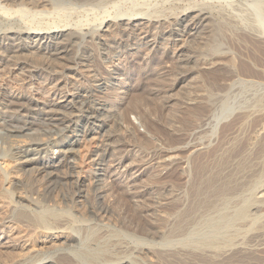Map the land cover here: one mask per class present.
Masks as SVG:
<instances>
[{
    "label": "bare ground",
    "instance_id": "6f19581e",
    "mask_svg": "<svg viewBox=\"0 0 264 264\" xmlns=\"http://www.w3.org/2000/svg\"><path fill=\"white\" fill-rule=\"evenodd\" d=\"M233 3L237 9L189 3L159 15L131 13L109 18L99 25V33L93 36L77 26L38 27L21 20L26 13L40 15L51 11L50 0H0V105L5 104L6 100L1 97L6 92L10 99H27L41 107L52 101L71 105L70 112L51 118L60 125L66 124L60 135L38 133L31 142L22 139L21 130H9L10 147L16 152L14 160L6 157L2 169L10 180L13 171L9 173V166L14 162L19 170L29 172L32 177L29 189L25 188L28 190L24 191L23 183L18 185L22 192H12L10 195L16 200L3 205V208H11V217L28 227V238L33 242L32 250L14 254V264L31 262L30 259L33 264H130L140 258L152 264H233L232 259L238 254L264 248V226L246 244L233 237L234 232L246 226L248 207L264 203V184L257 186L264 173V147L257 151L264 131V115L260 112H241L226 133L214 140L217 146L214 165L200 174V179L190 182L187 175L183 176L185 166L180 176L167 180L170 182L167 185L158 186L164 178L160 171L169 172L174 166L186 165L191 156L211 148L199 140L206 135L203 128L215 104L210 95L201 92L202 86L196 85L181 103V115L165 114L164 108L172 101L173 84L166 81L172 72L167 71L163 63L172 60L175 75L181 78L206 76L213 86L224 89L229 81L240 76L237 65L244 58L250 59L247 41L264 50V0H234ZM248 7L256 10L257 18L244 23L234 10L240 12ZM21 13L24 15H19ZM82 37L86 46L77 48L76 42ZM189 38L192 39L189 41ZM219 38L226 41L222 48L213 46ZM92 43L99 46L100 56L112 63L113 70L107 77L99 76L93 69V52L88 49V44ZM113 45L125 47V56L133 61L142 53L149 64L159 52L165 57L164 60L158 58L154 65L157 78L150 83L143 82L138 89L148 98L144 99H160L158 107L152 111L135 104L126 110L137 116L151 137L159 139L158 145L120 119L116 110L123 107V103H109L108 97L99 94L108 83L117 80L121 68L118 57L112 55ZM230 49L233 53H229ZM249 65L253 73L263 70L259 62ZM74 74L88 84H69L68 78ZM176 78L174 82L180 79ZM13 79L17 87L9 86ZM74 98L80 99L78 104ZM73 118L85 125L83 131L76 125L77 121L74 125L67 124ZM253 122L256 125L249 130ZM100 129H105L106 133H102L101 146L95 156L89 158L94 169L89 175L90 188L85 190L76 168L67 158L75 153V146L87 134H97ZM195 129L199 130L192 133ZM186 141L187 147L179 146ZM239 147L237 156L225 159ZM51 148L58 149L60 155L55 160L41 159ZM133 150L140 154L125 164ZM223 159L228 161L225 166ZM60 164L66 165V171L59 174ZM140 164L152 165L157 186L147 192L128 193L126 189L136 183L130 171ZM119 167L124 168L121 173ZM112 170L116 173L110 175L113 180L108 184L103 177ZM57 199L72 204L88 202L85 205L91 221L81 226L83 237L68 228L70 219L63 212L56 213L53 206ZM112 203L123 207L122 211L114 213L113 220ZM3 219L0 218V254H8L16 250L20 241L5 230L8 221ZM121 228H128L138 242L117 238L114 233ZM73 239L79 243L77 255H72L70 250ZM35 258L38 259L35 261Z\"/></svg>",
    "mask_w": 264,
    "mask_h": 264
},
{
    "label": "rangeland",
    "instance_id": "374dc122",
    "mask_svg": "<svg viewBox=\"0 0 264 264\" xmlns=\"http://www.w3.org/2000/svg\"><path fill=\"white\" fill-rule=\"evenodd\" d=\"M233 1L234 0H89V1L50 0L52 10L50 9L51 11L45 14L43 13L40 15L38 14L33 15L31 13L30 14L26 13L27 15L26 14L24 15L21 13L19 15H24L21 20L32 26H38V27L68 26L69 28H76L77 26V28H80V30L83 33L88 32L89 34L94 36L99 33L97 31L99 25L103 21L109 18H117L122 15H127L131 13L159 15L160 12L162 11L170 12L171 11L170 9H174L175 6L188 5L189 3H204L215 7H221L227 10L229 9L231 10V8L237 9ZM238 11L239 10H234L236 14L241 16V19L244 23H249L251 20H254L255 17L257 18L256 16L257 13L255 14L256 11L255 9L252 8L250 9L248 7L246 10H241L240 12ZM103 35L105 36V34ZM191 39L192 38H189V41ZM248 42L250 41H247V45L249 46L248 48L249 50L247 54L249 55L250 59L244 58L241 61V63L237 65L240 76L235 77L231 81H229L227 85H225L224 89L217 88L215 87V85L213 86V83L209 81L206 76L196 77V75L195 76L187 75L185 78H181L179 75L178 76L175 75L176 69H174L173 67L174 63L172 64V60L166 59L167 61L164 62L165 64L163 63V67H165L167 71L171 70L170 72H172L169 74L166 81L169 84H173V90L170 93L171 94L170 99L172 101L166 105V108H164L165 114L168 113L167 115L170 116L171 114L179 113L181 115L182 114L181 112H183L180 107L181 103L184 102L185 97L189 93H191L190 91L194 90L193 88L196 85L202 86L203 89L201 90V92L203 94L210 95V97H212V100L214 101L213 103L215 104H214V108L212 109L209 115V120L205 123L203 128L207 131L206 135H204L203 138L199 140V142L206 143L209 146H211V148H209V150L206 151L205 153L203 152L199 155L191 156L190 159L187 161L188 165L186 164L181 166L179 164L177 166H174L173 169L170 170L169 172H167L166 170L160 171V173L164 176V178L161 180V182H159L162 184H159L158 186L164 184L167 185L170 183L167 180L170 181L172 178H176L180 176L182 174V167L185 166L186 169L185 168L184 169L186 170V174H183V176L187 175L188 176L187 178L188 179L190 178L191 180L190 182H193L194 179L195 180L200 179L201 178L200 174L203 175V172L205 170L211 168L214 165L212 160H213V154H215L214 150L217 147L214 144L216 143V141L214 142V140H216V138L221 137L223 134L226 133V131L230 128L231 123L232 122L234 123L237 120L236 118L238 117V115L241 112H245V111L253 112V110L258 111L264 115V55H262L264 54V50L259 49L257 44L255 45L252 42L250 43ZM189 44H191V42ZM84 45L86 46L83 37L82 40L80 39L78 40V42H76L77 48H81ZM225 45H226V41H224V39L222 38H219L216 41V43L213 44V46H216L218 48H222ZM112 47H114L111 50L112 55L113 56L116 55V58L118 57L117 60L118 61L120 60L119 63L121 64L120 65L121 68L117 72L116 75L117 80L108 83L107 87L101 89V93L99 94L101 96L108 97L109 103H113L115 105L123 103L124 109L123 107H120L118 108V110H116L119 111L118 115L120 119L126 121V123L131 128H135L138 134L142 136H146L151 142H153L155 145L156 144L158 145L160 144L159 139L156 138L157 139L156 140L155 137H151V135L147 133L145 127H143L140 124V122L138 121L139 119H137V116L130 112H126V110L129 107H131V105H135V104L136 105L140 104L142 107L150 110H152L155 107H158L157 104L161 102L160 99L156 100L155 98V99L147 100L148 99L147 96L139 92L138 89L143 84V82L150 83L152 79L154 80L155 78H157L155 74L156 71L154 69V65L156 64L157 60L159 61L158 58H160V60H164L165 57L163 56L162 52H159L155 55L156 59H154L155 61H153L154 64L153 62L152 64H149V59H146L144 53H142L139 58L133 61L132 58H127L125 56L126 53L125 47H117L116 45H113ZM88 49H90L91 52H93V65H94L93 69L95 70V73H97L99 76L102 77H107L108 75H110L111 71L113 70V68L110 67L112 63L110 61L105 60L103 56H100L99 46L93 43L90 45L88 44ZM88 49L85 50V52L88 51ZM143 52H146V50H144ZM229 53H233V51L230 49ZM253 53L256 55H254ZM254 62L255 63L259 62V64L262 65L263 70L261 72L253 73V70H251V66L249 65V63H254ZM176 77L180 79H178L177 82L176 81L174 82L175 80L174 78ZM195 79L198 80L196 81ZM68 83L71 85L75 83H81L82 85L88 84V82L85 79H81L80 76H78L77 74L71 75V77L68 78ZM151 85H149V87ZM9 86L17 87V82L13 79L10 81ZM23 93L25 94L24 90ZM7 96H8V92H6V94H4L1 97V99L3 100L5 99L7 102L5 101L4 102L5 104L0 105V218L2 219L4 217L3 220L5 221L6 219L8 221V223L4 225L5 230L10 231L13 234V236L18 239L17 241L20 242L18 243L19 245L17 246L16 250L12 251V253L0 254V264H14L13 259L14 257H16L15 256L16 254L18 255L24 254L25 252L32 250L33 248V242L30 241V239L28 238V234H29L28 227L26 228L23 225L24 223L21 224L17 219L11 217L12 215V211H10L11 208H6L5 206L3 208V205H6L7 203L10 204V202L16 200L14 195L13 196L10 195L12 194V192L14 193L22 192L18 185H21L23 183L22 185L25 186V187L23 186L24 191L28 190L31 184L30 183L31 181L29 179H32V177L28 174L29 172L25 173L22 170H19L18 168L19 166L14 162H12V164L9 166V170H11L9 171V173L13 171L14 173L17 172L18 174L17 173L14 174L13 172H12L13 174L10 173V177H11L10 180L7 178L8 174H6L5 170L2 169L4 167L3 162H5L6 157L7 158L9 157L8 159L12 157L11 160H14V156H15L14 152H16L10 147V139L8 138L9 130L11 129L15 131L21 130L19 134L21 135L22 139L31 142L35 141L36 135L38 133H42V134L55 133L60 135L64 131L66 124L60 125L58 124V122L53 121L52 119L59 118L61 114L68 113L71 111V105L67 102L59 103L58 101H52L41 107L36 103L29 101L27 99L16 100V99H10ZM134 96L135 98H133ZM144 97L147 99H144ZM69 100L70 99H68V101ZM79 100H80L79 98L73 99L75 104L76 103L78 104L77 101ZM38 108H43V110H37ZM52 124L56 126H53ZM67 124L68 125L76 124L77 126H79L81 131H83V127L85 128V125H82L80 121L78 122L76 118H73V121L68 122ZM98 124L99 123H97V125ZM81 125L82 127H80ZM225 125L226 127L224 128ZM255 125L256 122L251 123L249 130H252V128H254ZM198 130L199 129H195V131L192 130V133L197 132ZM102 133L103 135L106 133L105 129L104 130L100 129V131L98 130L97 134H87V136H85L83 141L75 146V150H76L75 153L73 155L69 154L67 158V161H69L70 164H72L76 168L77 171L76 175L79 176L80 179L83 181L85 190L86 189L88 190V188H90L91 180L89 175L91 174V171H93L94 169L90 165L89 158L94 157L99 149V146H101L100 144L103 138ZM263 139H264V131L260 135V142L258 145H260L261 147L257 146V148L260 147L257 149V151L261 149L262 146L264 147ZM186 143L188 142L187 141L183 142L179 146L187 147L188 144ZM240 149L241 147H239L234 152H232L231 154L233 155L230 154L231 157L229 155L228 158L225 159L227 160L229 158H234L235 156H237V152L240 151ZM10 153H12V156ZM139 154L140 153L136 152V150L130 151L128 160L125 162V164L126 163L128 164L132 160L137 159L138 157L137 155ZM59 155L60 153L58 149L51 148L47 151V153L42 154L41 157L43 158L41 159L55 160ZM210 158L212 159L210 160ZM226 160L223 159L221 161L224 163V165L221 164L220 162V167L226 165L225 163L228 162ZM204 163L207 164L210 163L208 164V166L207 164L205 165L208 168H206L203 165ZM118 169L121 173L124 168L119 167ZM58 171L57 172L59 174L65 172L66 165L60 164L58 166ZM130 172L132 173L131 176L135 177L136 183L134 186L128 187L126 189L128 193H142L144 191L147 192L150 188H154L155 186H157L156 184L157 182L155 180L156 171L153 169L152 165H144V164L142 165L140 164L137 166L134 165ZM115 173L116 171L112 170L105 177H103V180L106 181L108 184H111L113 177L110 175H113ZM249 176H250V180H252L254 178V173H252L251 171L249 173ZM181 179L183 178L180 177V180ZM184 181L185 180L181 181V183H183ZM15 183L17 188L15 186ZM262 184H264V173L261 175L257 186ZM187 188L185 187V189ZM183 190H184V186H183ZM55 202L56 203L55 206H53V208L56 211V213L63 212L64 215L67 216L71 221V222L70 221L67 222L68 228L71 229L73 232H75L78 236L80 235L81 237H83L81 226L88 225L91 221V218L86 211V205H88V202L82 201L77 204H72L70 203V201L62 202L59 199H57ZM85 203L87 204L85 205ZM112 204H114L112 206L113 211L111 210L112 211L111 215L113 220L114 213H118L119 211H122L123 207L120 203L118 204L112 203ZM135 205H139V203L138 204L135 203ZM30 208L33 209L34 207L33 208L30 207ZM35 211L39 213L40 209L38 210L36 209ZM172 215L174 216V214ZM245 222H246V226L233 233L234 235L233 237L239 239L241 242H243V244L248 243V241L256 234L257 230L260 227L264 226V203L259 204L257 207L249 206ZM114 235L122 240H127L132 242L137 241L136 240L137 238L134 237L129 232L128 228L117 229ZM78 245L79 243H77L76 240L73 239L71 241L70 250L72 251V255H77L78 250L76 249L79 248ZM68 247L66 246V248ZM36 259L38 258H35V261ZM143 259L144 258H140L141 261L140 260L135 261L134 263H130V264H152V262H150L146 258L144 260ZM30 261L31 262L29 261L27 262L26 260L25 261L26 263L23 262L21 264H33L32 259H30ZM232 262L233 264H264V248L257 250V252L255 251V252H249L247 254H238L232 259ZM82 263L86 264L85 262ZM171 263L177 264L175 262L174 263L167 262V264H171ZM124 264H129V263H124Z\"/></svg>",
    "mask_w": 264,
    "mask_h": 264
}]
</instances>
